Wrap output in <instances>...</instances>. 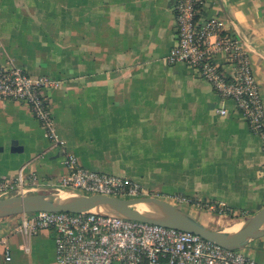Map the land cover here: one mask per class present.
Returning a JSON list of instances; mask_svg holds the SVG:
<instances>
[{
    "label": "crops",
    "instance_id": "obj_1",
    "mask_svg": "<svg viewBox=\"0 0 264 264\" xmlns=\"http://www.w3.org/2000/svg\"><path fill=\"white\" fill-rule=\"evenodd\" d=\"M172 1L0 0V63L59 80L45 91L56 146L24 103L0 98L1 177L21 167L35 177L25 188L45 191L70 152L86 168L137 181L141 195L178 192L232 210L189 207L206 224L262 205L264 138L230 99L218 113L219 96L193 67L165 61L175 41ZM207 16L240 38L264 104V0H200L196 19ZM17 223L18 215L0 217V264H55L52 231L24 237ZM242 250L264 264V235Z\"/></svg>",
    "mask_w": 264,
    "mask_h": 264
},
{
    "label": "built area",
    "instance_id": "obj_2",
    "mask_svg": "<svg viewBox=\"0 0 264 264\" xmlns=\"http://www.w3.org/2000/svg\"><path fill=\"white\" fill-rule=\"evenodd\" d=\"M199 4L200 0L172 1L175 41L165 61L193 67L219 96L221 104L216 111L223 114L222 100L230 99L250 130L264 138V104L248 52L240 38L225 27L223 18L207 16L197 20ZM221 61L228 65L227 72L220 67ZM58 84L57 78L28 73L11 60L0 63V98L24 103L42 126L50 146L59 142L45 91ZM63 154L65 173L51 187L119 197L142 194L137 181L86 168L72 153ZM34 180L33 174L25 175L20 167L11 177L0 176V195L20 193ZM162 199L218 214L232 211L220 201L178 192ZM17 215V229L24 237L40 229L52 231L55 264H261L242 248H225L195 233L146 221L70 211L36 210ZM8 258L6 249L4 259Z\"/></svg>",
    "mask_w": 264,
    "mask_h": 264
},
{
    "label": "water",
    "instance_id": "obj_3",
    "mask_svg": "<svg viewBox=\"0 0 264 264\" xmlns=\"http://www.w3.org/2000/svg\"><path fill=\"white\" fill-rule=\"evenodd\" d=\"M36 210L89 212L146 221L189 231L230 249L242 248L264 235V202L230 225L210 227L182 206L155 195L83 194L60 187H48L45 191L25 188L17 194L0 195V217Z\"/></svg>",
    "mask_w": 264,
    "mask_h": 264
},
{
    "label": "rangeland",
    "instance_id": "obj_4",
    "mask_svg": "<svg viewBox=\"0 0 264 264\" xmlns=\"http://www.w3.org/2000/svg\"><path fill=\"white\" fill-rule=\"evenodd\" d=\"M17 193H19V192H16V191H12V192H9V194H17ZM25 193H29L28 191H26ZM183 208L185 209V210H187V211H189V206H187V205H185V206H183ZM196 209H198L199 211H201V212H203V213H210L212 216L213 215H215V216H218V215H220V214H218V213H216L215 211H209V210H206L205 208H196ZM222 215V214H221ZM224 215H228L227 213H224ZM231 217L233 218L229 223H227V224H225V226H227V225H230L231 223H234L236 220H238L239 218H241V217H238V216H233V215H231ZM235 217H237L236 219H234ZM206 224V223H205ZM206 225H208V226H210V227H214V224H212V223H208V224H206ZM52 239H53V235H52ZM53 250H54V241H53ZM53 255H54V253H53ZM54 263H55V260H54Z\"/></svg>",
    "mask_w": 264,
    "mask_h": 264
},
{
    "label": "trees",
    "instance_id": "obj_5",
    "mask_svg": "<svg viewBox=\"0 0 264 264\" xmlns=\"http://www.w3.org/2000/svg\"><path fill=\"white\" fill-rule=\"evenodd\" d=\"M226 213H229V212L226 211ZM229 214H230V213H229Z\"/></svg>",
    "mask_w": 264,
    "mask_h": 264
}]
</instances>
